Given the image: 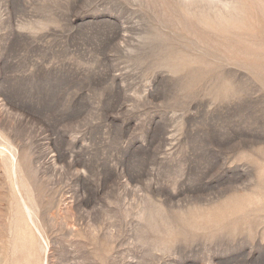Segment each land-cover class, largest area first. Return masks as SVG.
<instances>
[{
    "label": "rangeland",
    "instance_id": "1",
    "mask_svg": "<svg viewBox=\"0 0 264 264\" xmlns=\"http://www.w3.org/2000/svg\"><path fill=\"white\" fill-rule=\"evenodd\" d=\"M0 264H264V0H0Z\"/></svg>",
    "mask_w": 264,
    "mask_h": 264
},
{
    "label": "bare ground",
    "instance_id": "2",
    "mask_svg": "<svg viewBox=\"0 0 264 264\" xmlns=\"http://www.w3.org/2000/svg\"><path fill=\"white\" fill-rule=\"evenodd\" d=\"M11 155H13V154H11ZM13 157H14V155H13ZM11 159H12V156H11ZM10 159V160H11ZM15 159V158H14ZM10 163L12 162V161H9ZM9 163V164H10ZM12 165L14 166V164H13V162H12ZM10 168H11V166H10ZM16 169H15V166H14V171H15ZM11 171V170H10ZM12 173V172H11ZM14 174H12V176L14 175L15 176V172H13ZM14 176H13V179H12V186H13V193L14 194H17V196L18 195H20V193H19V189H20V187H18L19 185V183L17 184V181H16V178H15V180H14ZM11 179V178H10ZM23 188V187H22ZM26 188V187H25ZM21 190V189H20ZM25 190V189H24ZM23 190V191H24ZM27 195V194H26ZM16 196V197H17ZM21 196H22V194H21ZM15 198V197H14ZM17 198H19V199H21L22 200V198L20 197V196H18ZM17 198L15 199V201H17ZM21 200H19L20 202H21ZM25 201V200H24ZM24 201H22V204H21V206L23 207L21 210H22V213H23V215H24V217H25V219L27 220V222H28V224L29 225H31V226H35V224H34V221H32V214L33 213H31V210L25 205L26 203L24 202ZM29 201V200H28ZM18 202V201H17ZM19 203V202H18ZM17 203V204H18ZM25 203V204H24ZM29 203V202H28ZM18 205H20V204H18ZM17 205V206H18ZM21 208V207H20ZM32 212H33V210H32ZM34 218H35V216H34ZM16 229H17V231H20L21 229L17 226L16 227Z\"/></svg>",
    "mask_w": 264,
    "mask_h": 264
}]
</instances>
